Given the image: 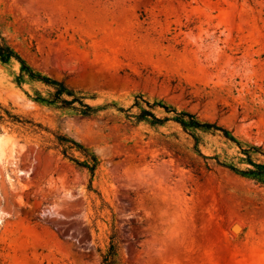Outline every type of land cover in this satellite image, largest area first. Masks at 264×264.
Masks as SVG:
<instances>
[{"label": "rangeland", "instance_id": "obj_1", "mask_svg": "<svg viewBox=\"0 0 264 264\" xmlns=\"http://www.w3.org/2000/svg\"><path fill=\"white\" fill-rule=\"evenodd\" d=\"M0 37L100 109L38 102L54 87L0 61V264H103L114 232L119 264H264V185L204 158L247 170L255 147L264 163V0H0ZM137 96L234 142L198 131L195 150L174 121L132 124ZM59 134L97 156L93 178Z\"/></svg>", "mask_w": 264, "mask_h": 264}, {"label": "trees", "instance_id": "obj_2", "mask_svg": "<svg viewBox=\"0 0 264 264\" xmlns=\"http://www.w3.org/2000/svg\"><path fill=\"white\" fill-rule=\"evenodd\" d=\"M12 59H16L21 63V73L18 76L17 80L21 83L25 81L26 79L30 81H44L49 85H52L54 87V93L49 95V98L47 100L38 97L36 100L41 103H47L48 105H51L53 103H59L64 107H70L73 106L76 102H79L80 108H73L75 111H77L82 117L90 118L91 116L95 115L100 109L93 108L88 104H85L83 102V98H76L74 97L73 100L69 101L64 98H62L63 94L66 92V89L62 83H54L49 80H46V78H43L41 75L36 74L30 67L26 65L24 61L21 60V58L14 52V50L6 43L4 38L0 37V61L3 63H8ZM72 96V94H69ZM160 103H153L150 104L147 100L144 99L143 96H137L135 99V103L132 107L128 110H121L122 112L126 113L127 119L131 121L132 124H140L142 122H146L149 125L153 127L162 126L168 121H174L177 123L183 131L187 134H189L195 141L194 149L196 150L200 144V139L198 136H196L198 131L202 132H208L215 134L217 132H220L224 138L227 140L233 141L234 138L230 136L228 130H226L223 127L218 126V124H212L209 122H204L199 119V117L196 114H193L189 111H182L178 112L177 110L169 109L167 107H164V109L167 112H173L174 117H164V118H158L156 114L154 113V110L157 107H160ZM133 109H137L136 113H133ZM8 117L11 118L13 121L19 122V117L12 116L8 113ZM1 119V117H0ZM31 123L32 126L39 127V125ZM53 144V149L57 150L60 154L63 155L64 158H67L75 164L83 169H86L91 177H94L95 171L99 165V160L97 156L90 152L89 149L82 146L80 143L76 142L74 139L69 138L67 135H55V139L51 141ZM259 151H262L261 148L257 149L255 147H251L247 150H243V152L246 154L247 161L250 163L252 168L247 170H240L236 168L234 165H228L221 163L218 158H210V157H204L205 159H216L217 164L219 166L225 167L229 169L231 172L240 174L242 176H248L249 178L255 180L257 183L264 185V163H256L252 160V153H257ZM80 152L84 157L85 161H78L74 153ZM199 153V152H198ZM264 155V152L263 154ZM118 239L116 236V233L114 232L113 235L110 238V244L107 250L106 254H103L102 257V263L103 264H119L118 259Z\"/></svg>", "mask_w": 264, "mask_h": 264}, {"label": "bare ground", "instance_id": "obj_3", "mask_svg": "<svg viewBox=\"0 0 264 264\" xmlns=\"http://www.w3.org/2000/svg\"><path fill=\"white\" fill-rule=\"evenodd\" d=\"M236 230L237 231H240L241 230V225L240 224H237Z\"/></svg>", "mask_w": 264, "mask_h": 264}, {"label": "water", "instance_id": "obj_4", "mask_svg": "<svg viewBox=\"0 0 264 264\" xmlns=\"http://www.w3.org/2000/svg\"><path fill=\"white\" fill-rule=\"evenodd\" d=\"M237 226H235L234 228L236 229Z\"/></svg>", "mask_w": 264, "mask_h": 264}]
</instances>
